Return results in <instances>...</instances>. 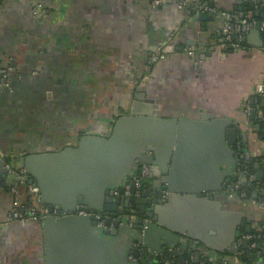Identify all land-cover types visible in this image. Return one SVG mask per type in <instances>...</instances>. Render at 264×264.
<instances>
[{
    "label": "crops",
    "instance_id": "1",
    "mask_svg": "<svg viewBox=\"0 0 264 264\" xmlns=\"http://www.w3.org/2000/svg\"><path fill=\"white\" fill-rule=\"evenodd\" d=\"M187 1L192 4L185 5ZM260 2L164 0L155 7L151 0H0V66L14 67L9 87L0 90V264H46L47 248L51 264H122V239L104 231H115L118 213L112 215L110 226L97 223L101 231L66 222L54 225L48 236L45 223L8 218L13 208L27 201L26 187L16 176L20 170L26 174L25 156L74 146L84 135H107L122 115L203 122L197 134L195 126L182 134L189 144L176 156L171 183L177 189H214L207 192L215 198L200 202V195L179 191L164 209L165 219L188 224L196 234L212 236L225 246L235 227L242 231L249 226L253 231L264 226V207L252 201V194L250 201H243L222 189L242 158H247V151L262 162L254 177L264 178V119L253 118L246 110L255 108L253 102L264 101V36L253 33L256 27L244 28L245 45L234 48L226 45L221 28L249 3L253 4L250 10H256L253 20L263 21ZM35 3L45 8L41 18L32 12ZM153 53L161 57L152 61ZM228 128L237 129L232 146L226 144ZM242 132L249 136L245 144ZM217 139L223 140L220 147L214 145ZM174 150L176 143L169 152ZM153 153L147 150L144 155ZM229 160L233 164L225 168ZM168 169L159 168L158 174L153 169L144 192H153ZM16 179L18 185L13 186ZM120 186L112 189L114 196ZM38 203L46 205L41 198ZM126 216L122 215L128 228L135 229ZM243 237L249 241L251 235L240 234V254L255 245L248 242L246 248L240 247ZM179 238L190 240L186 250L179 242L167 250L180 264L192 260L244 264L230 245L225 251L202 250L200 238L185 233ZM159 241L150 237L151 245L145 247L142 240L133 239L130 245L142 242L148 258ZM162 255L153 263L172 261ZM257 260L264 264V253L254 255L253 261Z\"/></svg>",
    "mask_w": 264,
    "mask_h": 264
},
{
    "label": "water",
    "instance_id": "2",
    "mask_svg": "<svg viewBox=\"0 0 264 264\" xmlns=\"http://www.w3.org/2000/svg\"><path fill=\"white\" fill-rule=\"evenodd\" d=\"M201 16L206 17V14L202 13ZM258 29H260L259 24L253 33L256 32L259 36H264V32H260ZM260 109L262 110L261 113L254 109L250 115H253V118L259 115L263 117L261 119H264V101H261ZM200 124L203 122L191 119H172L136 114L122 115L115 120L110 133L107 135H84L78 138L74 146H67L59 151L48 150L25 156L22 166L26 174L22 178L23 181H27L29 184L35 183L40 190L41 202L46 204L51 212L57 209L60 214L57 220L53 216L45 219L44 231L46 236L51 234L54 225L66 222L85 223L92 225L94 230H102L97 227L98 221L95 215L76 216L74 212L77 208L103 214L110 213V217L103 215L105 225L110 226L112 215L132 207L136 208L141 216H137L134 220L135 229L128 228L125 219L120 214L114 224L115 231L104 229L107 234L122 239V264H133L128 259V249L133 239L142 240L144 246L147 247L150 244V237L160 238L157 246L151 248L154 250V255L148 258L152 262H156L160 254H163V257L167 255L168 258H171L173 253L167 249H171L173 244L178 242L181 250L185 251L190 240L185 238L186 242H180L179 234L182 233L187 234V237L200 238L204 243L202 250L212 248L215 251H225L224 248L230 245L231 251L237 253L239 236L243 232H250L249 226H244L242 231L240 227H235L230 233L229 243L225 246L219 245L212 236L196 234L191 230L190 225H178L174 220L165 219L163 215V212L165 214L164 209L169 206L172 198L179 191L186 192L185 196L199 197L200 195V202L215 198L211 192H207L214 189H207L206 187L196 188L193 191L192 189H177L171 183L172 171L175 163H177L176 156L181 152L184 153L180 148L189 144V142L188 144L184 143L182 134L192 126H195L194 131L197 134ZM236 133V128H228L227 145L232 146L236 143ZM240 138L245 144L249 136L242 132ZM173 143H176V150L169 152ZM214 143L220 147L223 140L217 139ZM147 150L154 152V155H144ZM155 156L159 162L154 160ZM246 156L247 158L250 157L248 151ZM136 160L149 162L152 165V171L153 169L155 171L154 174H158L159 168L162 170L169 168L167 176H163L160 181L156 182L154 191L144 192L139 202L134 199L133 195L126 196L123 187L121 188L127 181V177L136 169ZM233 161L229 160V163H225V168H229ZM166 164L169 166L167 167ZM153 173L150 177L153 176ZM29 176L31 179H28ZM242 176L243 174H241ZM256 178L260 179L259 174ZM17 179L18 182L21 180L20 178ZM17 179L16 182L12 183L13 186L18 185ZM228 180L229 178L226 182ZM116 186H120L118 196H114L112 191ZM222 189H226V185ZM132 192H134V186ZM252 196L255 197L256 193H252ZM210 204L211 202L208 205ZM64 213L69 214L62 216ZM139 228L143 229L142 232L136 231ZM47 238H45L46 247L48 245ZM248 242V238L243 237L240 247L246 248ZM47 251L48 248L45 257L46 264H51L48 262ZM135 255L138 256V252H135ZM195 257L198 261L200 253L197 252ZM166 260L164 258L163 261ZM180 261H183L182 257Z\"/></svg>",
    "mask_w": 264,
    "mask_h": 264
},
{
    "label": "built area",
    "instance_id": "3",
    "mask_svg": "<svg viewBox=\"0 0 264 264\" xmlns=\"http://www.w3.org/2000/svg\"><path fill=\"white\" fill-rule=\"evenodd\" d=\"M164 0H151V4L155 7L161 5ZM185 5H191V1H187L184 3ZM259 6L264 7V1L260 2ZM32 12L36 18H41L44 16L45 8L41 3H35L32 9ZM260 25V28L264 30V18L263 21L257 23L252 19V10L237 12L236 14L230 15L222 24V34L226 45L233 46L234 48L243 47V38H242V29H251ZM161 57L159 53H153L151 55V60L156 61ZM14 69L13 66L3 65L0 66V90L9 87V75L10 72ZM251 107H246V110L249 111ZM259 113L262 112L261 109L257 110ZM259 116V115H258ZM260 118H263L259 116ZM137 167L128 177L127 181L123 185V191L126 196L133 195L134 198L138 199L143 194V182L150 177L152 173V166L145 162H140L136 160ZM239 172L243 174L242 177L238 176ZM23 171L17 172L18 178H23ZM257 182L254 174L247 168H242L240 164L236 166L235 170L231 173V178L229 184L226 186L228 193L231 196L237 197L239 199H243L248 196L247 191L245 190V184L251 182ZM21 183L25 185L26 191L28 193L27 202L17 208H13L9 214V220L13 221H22V222H30L37 221L41 224L44 223L47 217L60 216L57 209H54L52 212L50 211L47 205L41 206L38 201L40 200L39 188L34 183L29 184L21 179ZM134 186V192H132V187ZM12 191H16L15 188H12ZM255 204L262 206L264 202L256 201L252 199ZM74 214L79 216H89L95 215L97 218V223L101 226H105L104 217L98 213L93 212L83 208H77ZM136 218V214L134 212H130L128 216V223L130 226L134 225V220ZM143 229H141L142 232ZM146 251L142 242H135L131 244L128 254V259L133 264H142V255ZM135 252H138V256L135 255ZM167 264H175L173 261H168ZM248 264H263L261 262L252 261Z\"/></svg>",
    "mask_w": 264,
    "mask_h": 264
},
{
    "label": "trees",
    "instance_id": "4",
    "mask_svg": "<svg viewBox=\"0 0 264 264\" xmlns=\"http://www.w3.org/2000/svg\"><path fill=\"white\" fill-rule=\"evenodd\" d=\"M252 8H253V4H250V3L246 4V8H245L246 10L245 11L250 10ZM260 11H261L260 14L264 18V14H263L264 7H260ZM255 12H256V10H253L252 19H253V16H255ZM243 44L245 45V41H243ZM255 104L258 105L259 107H261V101L257 100V101L252 103L253 106ZM239 163H240V166L242 168H247L252 173H255L257 171V168L262 167V162H261L260 157H256V158L255 157H249V158H246L244 156ZM256 180L258 181V184L255 181H253V182H251L249 184L248 183L245 184L244 188L247 191L248 196L243 198L242 199L243 201H250V199L252 197L251 194L253 192H256L257 193L256 197H254L253 199H255L258 202L259 201L264 202V178L256 179ZM25 192H26L25 197L27 198L28 193H27V191H25ZM262 207H264V204L262 205ZM249 234L251 235V238L249 239L250 244H252V243L255 244L254 247L253 246L250 247V249H251L249 251L250 254L249 253H244V254L237 253L236 255L234 254L244 264H248V263L252 262L253 258H254V255H256V254L263 255V253H264V226H262L261 228L260 227L255 228L253 231L249 232ZM223 254L226 255L228 253L227 252H223ZM230 254H232V253H230ZM170 259L172 261H174L175 264H180L178 262V259L175 256H172ZM141 261H142V264H161V263H153V262L149 261L148 258H146V256H144V255L142 256V260ZM189 264H197V263H195L194 260H192L191 262H189Z\"/></svg>",
    "mask_w": 264,
    "mask_h": 264
},
{
    "label": "flooded vegetation",
    "instance_id": "5",
    "mask_svg": "<svg viewBox=\"0 0 264 264\" xmlns=\"http://www.w3.org/2000/svg\"><path fill=\"white\" fill-rule=\"evenodd\" d=\"M260 101V100H259ZM262 101V100H261ZM255 106V108H252V109H250L249 111H252V110H258V109H260L261 107H259L258 105H254ZM149 178V177H148ZM146 181V180H145ZM145 181L143 182V193H144V184H145ZM135 200H138V202L139 201H141V199H142V195H141V197H139L138 199H136V198H134ZM130 212H134L136 215L138 214V211H137V209L136 208H132V207H129V209H123V211H121V212H118V215L120 214L121 216L123 215V214H127V218H128V216H129V214H130ZM101 215L103 216H109V214L108 213H105V214H103V213H101ZM137 217V216H136ZM144 256H145V254H143ZM142 255V256H143Z\"/></svg>",
    "mask_w": 264,
    "mask_h": 264
}]
</instances>
